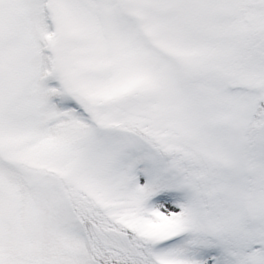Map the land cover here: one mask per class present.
<instances>
[{
  "label": "snow or ice",
  "instance_id": "snow-or-ice-1",
  "mask_svg": "<svg viewBox=\"0 0 264 264\" xmlns=\"http://www.w3.org/2000/svg\"><path fill=\"white\" fill-rule=\"evenodd\" d=\"M0 264H264V0H0Z\"/></svg>",
  "mask_w": 264,
  "mask_h": 264
}]
</instances>
